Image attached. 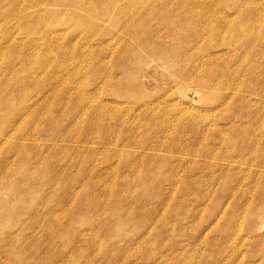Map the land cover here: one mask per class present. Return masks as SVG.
Returning a JSON list of instances; mask_svg holds the SVG:
<instances>
[{
	"label": "rangeland",
	"instance_id": "rangeland-1",
	"mask_svg": "<svg viewBox=\"0 0 264 264\" xmlns=\"http://www.w3.org/2000/svg\"><path fill=\"white\" fill-rule=\"evenodd\" d=\"M0 264H264V0H0Z\"/></svg>",
	"mask_w": 264,
	"mask_h": 264
}]
</instances>
